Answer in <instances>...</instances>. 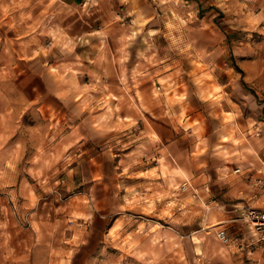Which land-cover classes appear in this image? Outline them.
Returning a JSON list of instances; mask_svg holds the SVG:
<instances>
[{
    "label": "clouds",
    "instance_id": "obj_1",
    "mask_svg": "<svg viewBox=\"0 0 264 264\" xmlns=\"http://www.w3.org/2000/svg\"><path fill=\"white\" fill-rule=\"evenodd\" d=\"M0 264H264V0H0Z\"/></svg>",
    "mask_w": 264,
    "mask_h": 264
},
{
    "label": "crops",
    "instance_id": "obj_2",
    "mask_svg": "<svg viewBox=\"0 0 264 264\" xmlns=\"http://www.w3.org/2000/svg\"><path fill=\"white\" fill-rule=\"evenodd\" d=\"M76 2H77V3H82L83 0H76ZM242 71H243V69H242Z\"/></svg>",
    "mask_w": 264,
    "mask_h": 264
},
{
    "label": "rangeland",
    "instance_id": "obj_3",
    "mask_svg": "<svg viewBox=\"0 0 264 264\" xmlns=\"http://www.w3.org/2000/svg\"><path fill=\"white\" fill-rule=\"evenodd\" d=\"M240 71H242V69H239Z\"/></svg>",
    "mask_w": 264,
    "mask_h": 264
}]
</instances>
